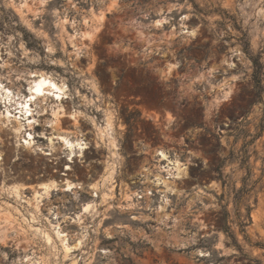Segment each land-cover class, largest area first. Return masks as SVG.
<instances>
[{
    "label": "rangeland",
    "instance_id": "rangeland-1",
    "mask_svg": "<svg viewBox=\"0 0 264 264\" xmlns=\"http://www.w3.org/2000/svg\"><path fill=\"white\" fill-rule=\"evenodd\" d=\"M0 157V264H264V0H0Z\"/></svg>",
    "mask_w": 264,
    "mask_h": 264
},
{
    "label": "bare ground",
    "instance_id": "bare-ground-1",
    "mask_svg": "<svg viewBox=\"0 0 264 264\" xmlns=\"http://www.w3.org/2000/svg\"><path fill=\"white\" fill-rule=\"evenodd\" d=\"M193 33L195 34L194 31H192L190 34L194 35ZM37 88L40 89V92L36 91ZM65 90H66L65 84H59L55 80H53L51 77H48V76H45L44 74H41L36 80H34L32 82V84L29 87V91H30V95H31L30 98L26 99L21 104L18 103L20 105L18 107H14V105L11 103V100L8 99L9 98L8 97L9 92H8V90H6L4 94L7 96V98H6L7 100L5 101L4 108H5L7 113H9V111H11V109L13 108L15 110L16 115L18 116V118L21 121L26 120V119L31 120L32 119V102L34 101L35 98L43 97L46 95L47 92H49L52 94L53 97H55L56 100L62 101L63 100L62 95L65 92ZM41 92L43 93L42 95L40 94ZM75 116H76V114H75ZM22 129H23V125L21 124V122H18L17 132L20 133L22 131ZM58 137L61 138L64 145L69 150V156L74 155V153L77 152L76 149H78L80 154H82L83 151L87 148V143L83 142L82 139L74 140L65 134H60ZM32 140H33V136H32V134H29L28 137H26V139H25V145L30 146L32 144ZM157 155L159 156V161L165 162V164H166L163 168L168 169V170L171 168L172 170H174L176 172L174 174H176L177 177H180L181 174L185 172V170H186V167H184L185 164L182 163L178 158H174L175 156H173V155H172L173 158H171V156L169 155V153L167 151L159 150ZM3 161H4V158L0 157V164H2ZM67 169H70V168H67ZM149 173L151 174V170L149 171ZM152 175L154 176V180H153V182L151 181V183H154V185L156 186L160 183L161 177L159 175H154V174H152ZM148 179H149V177H148ZM62 182L65 185V190L69 191V192H73L75 189L80 187V183H75L74 181H71L69 179H65ZM59 186H61V184L59 181H56V180H53L52 182H46V183L40 184V187L43 191L42 192H36V199H37L38 203L41 201V200H39L40 198L43 199L45 197L46 198L49 197L51 195L52 191L58 190ZM26 188H27L26 185L20 184V183H13L10 186L11 192L13 194H16V195L21 194L22 190H24ZM130 199H131V197H130ZM85 206H87V205H85ZM87 209H88V207H85L86 211H87ZM51 213L55 216V219L59 218V216L56 212L52 211ZM66 218H68V216ZM71 219L74 221H80L81 217L79 214H76ZM66 241L67 240L64 238V242H66Z\"/></svg>",
    "mask_w": 264,
    "mask_h": 264
},
{
    "label": "trees",
    "instance_id": "trees-1",
    "mask_svg": "<svg viewBox=\"0 0 264 264\" xmlns=\"http://www.w3.org/2000/svg\"><path fill=\"white\" fill-rule=\"evenodd\" d=\"M253 82H254L256 89H258L260 92L263 91V86H262V83H263V66L259 60L254 61ZM223 228L229 234V236L236 241L234 235L232 233H230V231H229L230 228L225 227V225ZM243 232H245V231H243Z\"/></svg>",
    "mask_w": 264,
    "mask_h": 264
},
{
    "label": "snow or ice",
    "instance_id": "snow-or-ice-1",
    "mask_svg": "<svg viewBox=\"0 0 264 264\" xmlns=\"http://www.w3.org/2000/svg\"><path fill=\"white\" fill-rule=\"evenodd\" d=\"M193 34H194V33H193ZM36 91H37V92H40V89H39V88H37V89H36ZM40 94L42 95L43 93L41 92ZM225 99H227V97H226V96H225ZM170 119H171V118H170Z\"/></svg>",
    "mask_w": 264,
    "mask_h": 264
}]
</instances>
